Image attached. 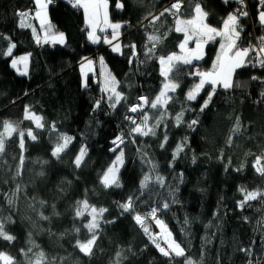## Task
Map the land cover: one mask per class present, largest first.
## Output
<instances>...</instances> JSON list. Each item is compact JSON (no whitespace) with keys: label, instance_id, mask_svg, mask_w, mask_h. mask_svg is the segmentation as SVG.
<instances>
[{"label":"trees","instance_id":"obj_1","mask_svg":"<svg viewBox=\"0 0 264 264\" xmlns=\"http://www.w3.org/2000/svg\"><path fill=\"white\" fill-rule=\"evenodd\" d=\"M53 1L56 6L49 7L50 22L42 26L34 17V0H0V122L6 120L17 127L0 154V217L11 218L5 230L16 239L0 240V252L12 256L17 264H28L21 249L28 252L29 248L28 257L33 260L34 254L44 253L43 264H185L184 257L170 260L162 256L133 218L139 213L150 222L147 213L160 207L158 218L196 264H248L249 260L264 264V197L249 201L243 209L238 206L244 195L241 189L264 191V176L254 168L256 157L264 152V67L254 53L248 57L253 63L235 72L232 87L216 88L201 112L212 86H206L194 101L187 100V93L201 79L195 75L197 71L213 70L219 42H210L201 62L179 63L173 68L170 79L178 82L179 88L171 93L155 135H130L132 125L125 120V116L134 115L139 122L142 113H130L128 106L138 103L140 96L151 102L162 89L165 81L159 57L179 53L185 39L183 32L175 31L177 19H192L198 3L207 13L206 23L221 29L227 16L236 13L242 3L183 0L178 16L165 13L153 25V16L173 0H107L111 21L122 25V51L117 54L107 45L89 40L80 7L68 0ZM248 1L257 18L260 2ZM18 13H28L24 26ZM127 21L131 26L124 29ZM256 22L257 37H264L263 26L258 19ZM245 23L239 19L240 27ZM250 32V28L241 31L238 47L254 45ZM43 33H64L66 43L41 44L38 39ZM152 34L160 39L153 52L145 55V45L152 47L146 37ZM11 44L15 47L7 55ZM132 44L136 45L135 56ZM96 54L102 69L115 78L116 91L123 94L115 108L95 73L83 79L80 64ZM25 55L29 56V68L21 75L11 62ZM102 78L105 80L104 74ZM26 108L42 118L43 127L24 119ZM144 111L150 116L149 124H154L160 110L146 107ZM180 112L183 117L177 124ZM193 119L199 123L189 128ZM237 119L241 125L238 133L232 131ZM28 129L36 140L27 135ZM20 130L25 131L23 149ZM123 131L125 144L112 151L113 140ZM61 135L72 137V141L57 159L52 151ZM81 146L87 155L77 168L74 160ZM121 149L122 186L105 188L102 174ZM21 156L24 164L17 175ZM145 175L151 179L141 189ZM156 176L164 178L163 186L155 181ZM129 196L136 197L134 212L119 207ZM83 200L97 209H107L90 256L76 246L78 239L83 242L89 237L83 224L90 216L75 215L77 201ZM165 202L167 209L162 207ZM45 216L48 219L42 218ZM241 248L250 249L251 255Z\"/></svg>","mask_w":264,"mask_h":264},{"label":"snow or ice","instance_id":"obj_2","mask_svg":"<svg viewBox=\"0 0 264 264\" xmlns=\"http://www.w3.org/2000/svg\"><path fill=\"white\" fill-rule=\"evenodd\" d=\"M50 3L51 0H48ZM227 2V0H225ZM243 3V0H240ZM35 3L39 6V11L36 12V17L40 18V23L43 26L46 21V8L47 3L44 0H35ZM74 7H81L84 10L86 17L89 20V23L92 27V31L89 33V39L92 40L93 43L99 42V37L95 35L97 23L101 16V9H103V17L105 24L108 23L107 21V0H102V3H95L92 0H75L73 4ZM122 7V5H121ZM183 7V0H173L170 6L163 9L159 15L153 16L151 23L154 25L156 20L160 19V16H163L165 13H169L173 16H178L180 13L181 8ZM43 13V15H42ZM21 17V26H24V19L27 17L28 13H18ZM240 15L247 16L248 13L246 11L241 12L240 9H237L236 13L229 14L227 18L223 21L222 29H217L215 27L210 26L205 22L207 13L204 12L200 4L194 5V16L192 19L183 20L177 19V24L175 31L177 32H184L185 33V40L183 43L179 45L181 49L180 55L175 53L167 56V57H159V64L161 65V75L164 77V83L160 92L155 96L151 102L149 98L146 96L138 97V103L129 105L128 111L130 113H142V117L138 118L136 116H125V120L128 121L132 127L130 128V135H140V136H149L155 135V128L159 126L161 120L164 118L166 114V108L169 101L172 100V96L169 93H174L177 88H179V83L176 82L174 79H170V74L173 71V68L176 66L177 63L183 64H191L194 59L199 60L203 57V47L209 40L215 39L216 36L222 37L223 42L220 44V54L216 58V63L213 64V71L211 72H199L197 71L195 75L201 77L198 84H196L189 92L187 93V100H195L197 95L203 89L206 83H210L212 87V92L208 94L207 99L204 101L200 111L202 112L205 108L208 107V103L212 99V95L215 94L216 86L219 85L225 90L230 89L232 87L233 82V74L236 69L246 66L249 63H253V61L248 60L250 53H255V59L259 62L261 67H264V37L260 38L259 46H251L248 47H238V40L240 38V34L242 29L239 25V18ZM259 20L261 24H264V11L260 12ZM113 29V38L115 39L118 36L117 30L122 27L121 24H111L109 25ZM196 38V46L194 49L186 50V45L190 38ZM51 39L53 42L59 41L60 43L64 42V33L52 34ZM146 39L149 43L152 44L151 48H147L148 53L153 52L154 48L156 47V43L159 41V36L152 34L148 35ZM45 42H48V37H45ZM105 42L111 43L110 40L105 37ZM15 47V44H11L10 47L7 49V55H11L12 49ZM132 49V55H136V45H130ZM120 46L117 44L113 51H119ZM27 57H21L19 60H12L11 66L16 68L17 71H20L17 68L18 63L25 62V68L27 67L26 61ZM131 63V59L129 60ZM89 65L91 61L88 62ZM102 63V60H101ZM21 75H26L27 72H21ZM253 80H257L258 78L253 76ZM116 81L114 77L109 76L105 81V90L109 92V101L111 102L110 106L115 108L116 105L120 103L122 99H124L123 94L116 91ZM264 95V92L261 93ZM114 98V99H113ZM98 106V105H97ZM150 109H159L160 114L159 117L155 120L154 124H149L150 116L147 112L144 111L145 108ZM183 112H180L176 116V122L179 124L182 120ZM24 119H30L35 122L37 128L43 127L40 123L41 117L35 115L34 113H29L28 109H25ZM199 123L198 119H193L188 124L189 128H192L194 125ZM236 126L232 130L233 132L238 133L240 131V121L239 119L236 120ZM0 127H2L3 131H0V154H3L5 151V140L6 138L10 137L12 133L17 131V127L13 125L9 121H2L0 122ZM24 135L25 131H19V141H20V148L23 149L24 147ZM27 135L32 139L36 140L37 137L33 134L31 129L27 130ZM72 137L61 135L58 137V142L52 151V156L56 157L57 159L60 158V154L67 149L68 145L71 143ZM135 142L134 140L132 141ZM167 142V136L164 137V143ZM232 140L229 137L228 143L231 144ZM113 145L115 146L112 151H116V148L120 147V144L124 143L123 133L118 136L115 140H113ZM163 147V143L161 144ZM87 155V150L85 147L81 146L79 150V154L75 157L74 165L75 167L79 168L84 161V157ZM264 160V152L261 155L256 157L255 160V171L264 176V166H261V161ZM124 163V151L121 149L116 156L113 163L107 168V170L102 174L101 183L105 188L109 187H121L119 181V168L123 166ZM24 164L23 156L20 157L19 166L17 168V175L20 174V171ZM155 168V165H153ZM44 173L41 172L40 175L42 176ZM151 179L150 175H145V177L140 181V188L144 189L148 186V183ZM155 181L163 186L164 178L162 176H156ZM17 191H19V187H17ZM244 193L243 200L238 202V206L243 209L244 205L252 200H257L260 197H264V191L259 189L254 191H247L246 189H241ZM143 194V193H141ZM136 197L129 196L126 202L121 203L119 205L125 212L133 211L134 212V201ZM11 203V200L9 201ZM43 203V202H41ZM163 209H167L169 207L168 203L165 202L162 205ZM160 207H152L150 211L147 213L148 217H151L152 220L155 221L156 225L161 229L163 234L164 244L166 246H162L159 242V238L156 235L149 233V228L146 225V217L141 216L139 213H135L133 218L137 224L143 228L145 234L149 235V239L152 243L155 244L156 248L160 252L162 256L168 257L170 260L174 257H184L185 264H196L195 261L192 260L191 257L186 255V250L184 247L181 246L175 239L172 238L171 231L168 230L167 225L164 223L163 220L159 219L157 213L160 211ZM107 211L105 208L97 209L95 206L89 205L87 200L77 201V207L75 209V215L77 217H83L85 213L90 216V220L83 224V227L88 230L89 237L86 241H80L79 239L76 241V246L79 250L86 256L92 255V249L96 243L98 238V230L100 229V220L103 217L104 212ZM43 219H48V217H42ZM6 222H11V218H4L0 217V240L12 242L16 238L15 236L11 235L9 232L5 230ZM187 223V220L185 221ZM75 232H79L80 229H74ZM32 249L29 248L28 252H31ZM240 251L244 252L246 255H251V250L248 248H241ZM21 252L27 258L28 264H43L44 261V253L39 252L34 254L35 260L28 257V252H25L21 249ZM0 264H17L15 259L5 252H0ZM248 264H252V261L249 260Z\"/></svg>","mask_w":264,"mask_h":264},{"label":"crops","instance_id":"obj_3","mask_svg":"<svg viewBox=\"0 0 264 264\" xmlns=\"http://www.w3.org/2000/svg\"><path fill=\"white\" fill-rule=\"evenodd\" d=\"M45 1V0H44ZM68 1H72L73 3H75V0H68ZM235 1H238V2H240V0H235ZM257 1H260V2H263L264 3V0H257ZM34 2H35V0H34ZM92 2H95V3H102V0H92ZM47 8H48V10H49V7H48V5H47ZM47 8H46V10H47ZM81 8V7H80ZM82 10H83V8H81ZM103 9H101V16H100V18H99V21H98V23H97V27H96V33H95V35L96 36H98L100 39H99V41L100 42H98V43H95V45H97V44H100V43H103V44H105V45H107L108 47H110V49H112L113 50V48H114V46L115 45H117L118 43H121V40H122V32H121V28L120 29H118L117 30V32H118V36L114 39L113 38V29L109 26V25H111V24H115V23H113L112 21H111V19H110V14H109V3H108V1H107V21H108V23L107 24H105V22H104V17H103ZM83 12H84V10H83ZM35 14H36V12H35ZM84 15H85V13H84ZM34 17H35V19H36V21H37V23L39 24V25H41V23H39V21H38V19H37V17H36V15H34ZM258 20H259V15H258ZM50 21H48L47 23H44V25H47L48 23H49ZM85 22H86V25H87V27H88V29H89V32H88V38H89V33L92 31V27H91V25H90V23H89V20H88V18L86 17V15H85ZM205 22H206V20H205ZM259 23L261 24V22H260V20H259ZM262 26H263V28H264V24H261ZM222 29V28H221ZM184 33V32H183ZM185 34V33H184ZM48 37V42H45V37ZM51 36L52 35H48V34H46V33H43L41 36H40V39H38L39 40V42L41 43V44H49V45H60V46H63V45H65V43H66V37H65V39H64V42L63 43H60L59 41H56V42H53L52 41V39H51ZM105 37H107V39L108 40H110L111 41V43H107V42H105ZM240 39V38H239ZM91 42H92V40L91 39H89ZM185 40V39H184ZM212 41H218L219 42V49H218V55L220 54V44L223 42V40H222V37H219V36H216L215 37V39H213V40H209L206 44H204V47H203V57L201 58V59H199V60H196V59H194L193 61H192V63L191 64H193V63H197V62H200V61H202L203 59H204V57H205V50H206V47H207V45L210 43V42H212ZM184 42V41H183ZM238 42H239V40H238ZM238 42H237V44H238ZM93 43V42H92ZM195 46H196V38L195 37H192V38H190L189 39V41H188V43H187V45H186V50H191V49H194L195 48ZM120 54H121V52H120ZM180 54H182L181 53V49H180V52L179 53H177V55H180ZM85 61V60H84ZM82 62L81 64H80V70H81V73H82V76H83V79H84V81H86L87 80V78H89L90 76H91V74L93 73V71H92V69H91V66L89 65V63L87 62V61H85V62ZM177 64H179V63H177ZM181 64H183V63H181ZM239 69V68H238ZM238 69H236L235 70V72L238 70ZM211 71H213V70H211ZM211 71H208V72H211ZM21 72H23V71H21ZM20 72V73H21ZM235 72H234V74H235ZM103 74H104V79H105V81H106V79L109 77V76H111L110 75V73L104 68V70H103ZM234 74H233V78H234ZM112 77V76H111ZM232 84H233V82H232ZM212 86L210 83H206L205 85H204V87H203V89L206 87V86ZM213 87V86H212ZM218 87H220V88H222L221 86H219V85H217L216 86V88H218ZM202 89V90H203ZM222 89H224V88H222ZM201 90V91H202ZM201 91H200V93H201ZM199 93V94H200ZM193 101V100H192Z\"/></svg>","mask_w":264,"mask_h":264},{"label":"built area","instance_id":"obj_4","mask_svg":"<svg viewBox=\"0 0 264 264\" xmlns=\"http://www.w3.org/2000/svg\"><path fill=\"white\" fill-rule=\"evenodd\" d=\"M50 5H51L52 7H55V6H56V5L54 4V1H53V0H51ZM238 9H240L241 12L246 11V12L248 13L247 16L240 15V18H239L240 21L245 20V22L247 23V24L245 23L244 25H242L240 28L242 29V31H246V30H248V28H250V29H251V32H250V33L255 37V44H254L253 46H254V47L259 46L260 38L257 37L256 32H255V27H256V25H257V22L255 21V18H254L253 14H252V11L250 10L251 7H250V3H249V1H248V0H245L244 3H242L241 6H240ZM257 10L259 11L260 8H258ZM247 21H248V22H247ZM130 26H131L130 21H127V22L123 25L124 29H129ZM253 53H254V52H253ZM254 54H255V53H254ZM255 56H256V54H255ZM87 59H90V60L92 61V63H93L94 73H95L94 78L96 79V81L99 82V84L102 85V84H103V78H102V75H101V62H100L99 58L97 57V54H96L95 57L87 58ZM261 102H262V101H261ZM138 113H140V112H138ZM128 123H129V122H128ZM122 133H123V138H124V143H123V144H125V136H124V135H125V134H124L125 132H124V131L121 132V133L119 134V136H120ZM123 144H120V145H123ZM141 216H142V215H141ZM157 216H158V215H157ZM145 222H146L147 227L149 228V231H151L150 233L153 234V235H156V236L159 238V242L161 243L162 246H166V245L164 244L163 234H162V232H161V229L156 225L155 221H154V220H151V221L149 222V220L146 218V221H145ZM138 225H139V224H138ZM139 227H141V226L139 225ZM142 230H143V228H142ZM168 230H169V229H168ZM169 231H170V230H169ZM172 238L175 239L174 236H173V234H172ZM153 245H155V244L153 243ZM174 258L178 259V258H183V257H174Z\"/></svg>","mask_w":264,"mask_h":264},{"label":"rangeland","instance_id":"obj_5","mask_svg":"<svg viewBox=\"0 0 264 264\" xmlns=\"http://www.w3.org/2000/svg\"><path fill=\"white\" fill-rule=\"evenodd\" d=\"M45 3H47V5H48V7H51V5H50V3L48 2V0H45L44 1ZM260 2V1H259ZM36 4V3H35ZM258 8H260V10L258 11V10H256V15H257V18H255V21H257V19H258V15L260 14V12H262V11H264V3L263 2H260V5H259V7ZM257 8V9H258ZM40 9H39V6L36 4V11L35 12H37V11H39ZM253 14V13H252ZM42 15H43V13H42ZM37 19H38V21H39V23H40V18L39 17H37ZM48 21H50V15H49V10H48V8H47V10H46V21H45V23H47ZM259 21V20H258ZM49 35V34H48ZM39 39H40V37H39ZM100 39V38H99ZM253 39H254V44H255V37L253 36ZM100 42V41H99ZM93 44H95V43H93ZM118 45L120 46V48H119V51H113L114 53H117V54H120V52L122 51V44L121 43H118ZM116 46V45H115ZM114 46V47H115ZM206 51V50H205ZM255 55V54H254ZM22 57H27L28 59H27V61H26V65H27V67L25 68V62H21V63H18V65H17V68H19V70L20 71H17V69L16 68H14L15 69V71L17 72V73H19L20 74V72L21 71H27L28 70V68H29V56L28 55H25V56H22ZM205 58V57H204ZM20 59V58H19ZM19 59H16V60H19ZM85 61H87V62H89V61H91L90 59H86ZM84 61V62H85ZM201 62V61H200ZM90 66H91V69H92V71H93V73H94V67H93V63H92V61H91V64H90ZM103 70L104 69H102V64H101V75L103 74ZM105 84V80H103V85ZM103 88H105V86H103ZM169 95H171V93H169ZM199 95V94H198ZM198 95H197V97H198ZM196 97V98H197ZM196 100V99H195ZM194 101V100H193ZM123 165H124V163H123ZM122 167L123 166H121L120 168H119V172L121 171V169H122Z\"/></svg>","mask_w":264,"mask_h":264}]
</instances>
